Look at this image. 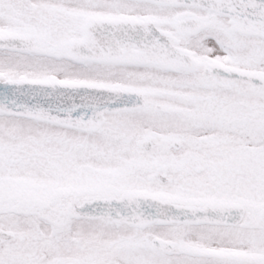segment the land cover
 Here are the masks:
<instances>
[{
	"label": "snow or ice",
	"instance_id": "6c2138e0",
	"mask_svg": "<svg viewBox=\"0 0 264 264\" xmlns=\"http://www.w3.org/2000/svg\"><path fill=\"white\" fill-rule=\"evenodd\" d=\"M0 264H264V0H0Z\"/></svg>",
	"mask_w": 264,
	"mask_h": 264
}]
</instances>
